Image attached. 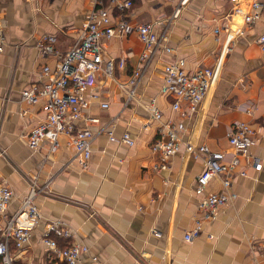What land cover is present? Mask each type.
Returning <instances> with one entry per match:
<instances>
[{
  "label": "crops",
  "instance_id": "0c3cea01",
  "mask_svg": "<svg viewBox=\"0 0 264 264\" xmlns=\"http://www.w3.org/2000/svg\"><path fill=\"white\" fill-rule=\"evenodd\" d=\"M133 1L126 19L133 24L160 22L158 31L167 29L166 44L173 52L156 54L134 99L127 103L128 94L120 84L131 89L128 81L143 45L136 34L104 40L105 59L125 58L126 66L116 67L113 77L98 75L85 92L91 103L84 116L95 120L91 126L95 139L89 165L83 168L65 136L54 153L48 142L38 150L28 146L29 132L46 113L43 101L29 106L21 96L33 87L41 90L44 66L56 65L54 57L41 54L37 43L43 36H53L56 49L69 50L94 3L0 0L8 43L0 53V183L9 184L14 192L7 217L17 212L35 178L41 187L51 182L52 190L36 199L43 220L26 247L13 252L16 264H65L42 241L49 221L62 222L73 234L72 239H59L89 248L81 264H95L93 256L99 264H264V167L258 172L243 158L240 168L248 175L235 174L232 182L237 200L220 208L216 220L203 222L198 238L186 241L185 234L203 217L195 182L205 160L193 159L182 147L156 170L159 158L151 150L163 123L175 120L185 124L183 138L192 145L233 152L228 130L245 122L258 134L250 153L264 162V53L257 43L264 34V9L255 23L246 24L241 16L226 18L234 10L231 0H187L177 17L180 0ZM242 5L250 11L246 1ZM229 33L234 36L233 48L198 111L191 114L184 104L182 111L174 113L172 96L163 92L165 66L184 59L188 72L213 67ZM102 103L109 108L103 109ZM150 108L161 112L162 121L152 116ZM111 122L115 136L129 133L135 144L113 142L100 132ZM85 126L84 120L75 124L78 129ZM221 191L215 179L205 195Z\"/></svg>",
  "mask_w": 264,
  "mask_h": 264
},
{
  "label": "built area",
  "instance_id": "2783aa9c",
  "mask_svg": "<svg viewBox=\"0 0 264 264\" xmlns=\"http://www.w3.org/2000/svg\"><path fill=\"white\" fill-rule=\"evenodd\" d=\"M95 8L89 19L83 25L78 41L66 52L55 48L56 37L43 36L36 47L42 55L52 56L56 59V65L51 68L44 66L43 74L45 81L41 90L36 87L25 90L21 99L29 106L43 101V110L46 118L37 126L33 127L27 136V144L32 150L41 148L44 142L50 144V152L54 153L59 148L60 138L67 137L68 144L73 148L74 155L83 168H87L92 157V143L95 139L91 126L95 122L92 117H85L84 112L90 106V99L85 92L95 82L97 76L105 74L113 77L115 68L123 69L126 66V59L119 61L105 59L104 40L115 36H128L136 34L143 45V51L139 56L138 64L128 81L131 89L126 88L124 83L120 86L128 94L127 103L131 102L140 84L143 74L153 61L157 53H171L173 49L168 47L167 29L159 32L160 22L133 24L128 21L129 12L133 8V0H91ZM187 0H180L174 17H177ZM235 3L231 16H241L246 24L255 23L264 9L262 0H231ZM246 1L250 11L246 12L242 2ZM108 4V5H107ZM114 11L118 15L114 14ZM172 19L166 21L169 24ZM164 23L165 25H167ZM217 35L220 28L215 29ZM234 36L229 33L223 45L221 54L213 67H198L193 72L186 70V62L179 59L168 63L164 69L163 92L173 98L172 110L174 113L182 111L183 105L187 104L191 114H195L199 106L211 92L216 84L225 57L233 48ZM257 43L264 53V34L259 36ZM8 46L5 36V29L0 14V53H3ZM103 109L109 108L108 103H102ZM152 116L162 121V114L156 108H150ZM85 121L86 126L76 128V122ZM115 124L111 122L106 125L101 133H106L113 142H119L133 146L135 141L129 133L121 137L114 134ZM160 138L151 146L152 153L157 155L159 162L154 165L156 170L164 167L165 163L178 154L182 147L187 148L193 159L204 158L205 165L201 174L195 182V194L200 199L199 210L202 212V219H198L193 230L185 234L186 241H192L202 234L203 222L217 219L218 210L237 200L238 194L232 190L233 176H247V170H241L243 158L249 159L256 171H261L264 162L257 156L251 155V148L257 143V131L248 123L237 122L230 127L227 133L229 145L233 152L213 151L207 145H192L185 141L183 134L185 124L170 120L163 123L160 129ZM218 179L222 186L219 193L205 195L209 184ZM50 183L43 187L39 186L37 178L32 183L27 196L21 202L17 212L7 217V211L14 198V192L9 184L0 183V261L2 264H16V257L12 249L22 250L29 243L32 233L40 225L43 215L37 197L40 193L49 192ZM72 239L73 234L59 221H49L46 224L42 238L54 256L65 264H81L82 255L87 253L89 248L79 242H72L69 247L61 248L55 237ZM156 236L160 237L159 233ZM95 264H99L96 256L92 257Z\"/></svg>",
  "mask_w": 264,
  "mask_h": 264
},
{
  "label": "trees",
  "instance_id": "16d2710c",
  "mask_svg": "<svg viewBox=\"0 0 264 264\" xmlns=\"http://www.w3.org/2000/svg\"><path fill=\"white\" fill-rule=\"evenodd\" d=\"M56 240H57V242H58V244H59V246H60L61 248H67V247H69L70 244H71V243H69L67 240L65 241V240H62V239H59V238H56ZM12 251H13V252L16 251L15 248H13ZM0 264H2L1 261H0Z\"/></svg>",
  "mask_w": 264,
  "mask_h": 264
}]
</instances>
